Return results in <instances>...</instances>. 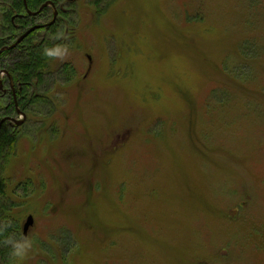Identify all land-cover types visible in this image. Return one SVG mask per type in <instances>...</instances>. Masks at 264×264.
<instances>
[{"label":"rangeland","instance_id":"rangeland-1","mask_svg":"<svg viewBox=\"0 0 264 264\" xmlns=\"http://www.w3.org/2000/svg\"><path fill=\"white\" fill-rule=\"evenodd\" d=\"M70 11L0 160L20 234L33 218L21 264H264V0Z\"/></svg>","mask_w":264,"mask_h":264},{"label":"trees","instance_id":"trees-1","mask_svg":"<svg viewBox=\"0 0 264 264\" xmlns=\"http://www.w3.org/2000/svg\"><path fill=\"white\" fill-rule=\"evenodd\" d=\"M47 1L49 0H25L27 8L30 11L37 10ZM50 1L54 4L57 11V18L54 24L43 30L44 33L40 35V37L37 36V33H39L38 31L31 33L17 48L10 51L14 54L11 68L13 71V78L16 80V83L24 84L19 93L18 102L20 97L21 100H26V104L31 103V100L27 101L28 98L32 97L31 99H38L36 97L37 88L45 82L44 78L47 76L46 71L48 70L46 69L48 68V63L54 58L53 56L47 55L45 50L57 45L64 46L66 41L70 39V29H68L70 24L67 23V18L73 17V12L70 11V7L75 5L77 0ZM11 5L14 14L25 15L23 12L22 0H12ZM46 12L49 11L46 10ZM8 17V14L3 15V28H5L4 30L0 29V31L6 36H9L12 41L27 30L36 20L25 15L23 18H19V21L16 20L15 25H13ZM70 20L72 21V19ZM64 69L66 70L68 67L65 66ZM12 109H7V112H12ZM4 113H6V111L3 112V114ZM0 116H2L1 109ZM9 132H11V129L7 126L0 128V160L6 158V155H9L11 152H14V140L9 136ZM27 182L29 183L30 181L27 180ZM8 193H10L9 184L0 177V228L4 229L3 233L0 234V264L3 260H9L12 251V249L8 247L9 244H5L3 241L7 237H12L16 240L21 237L19 226L16 223L18 221L14 214L18 213L17 208L23 204V202L11 200L10 195L7 199ZM3 217L8 218L10 223H6Z\"/></svg>","mask_w":264,"mask_h":264},{"label":"flooded vegetation","instance_id":"flooded-vegetation-1","mask_svg":"<svg viewBox=\"0 0 264 264\" xmlns=\"http://www.w3.org/2000/svg\"><path fill=\"white\" fill-rule=\"evenodd\" d=\"M26 3V2H25ZM22 4H23V12L25 15L31 17L32 19H36L33 24L28 28H32L36 25L37 22H40L39 27L44 25V30L46 28H48L49 26H51L52 24H54L55 21H53L54 18V14L56 13V17H57V11L55 9L54 4L49 0L47 2H45L44 4H46V7H44L39 13L38 10L41 8V6L35 10V11H30L24 6V0H22ZM42 4V6L44 5ZM49 11V12H46ZM27 11H29L31 14L37 13L36 15H29L27 13ZM52 12L53 17H51V20L49 22H46L45 24L40 21L41 19L43 21H45L47 18H49L50 13ZM25 15H19V14H13L12 16H10V22L15 25L16 20L19 21V18H23ZM56 20V19H55ZM27 29V30H28ZM27 30H25L24 32H26ZM40 30V29H38ZM36 30V31H38ZM22 32L17 38H15L13 41L10 40L9 36H6L4 34V36L0 37V99H6L8 100V104L5 106L6 109H14L15 113L18 115V113L20 112L21 114L24 115L23 120H17L14 117L11 116L12 112H7L4 113L2 116H0V128H2L3 126H7L8 128H10L12 131L16 130L18 127H20L26 120L25 114L24 112H22L19 108V102H18V98H19V93L22 90V87L24 86V84L21 83H16V80L13 78V71H12V65H13V57L14 54L10 51L14 50L15 48L18 47V45H15L14 47H12L11 49H8L9 47L13 46L17 39L24 33ZM35 32V31H34ZM33 33V32H32ZM20 53V52H17ZM50 68V64L48 65ZM49 70L47 71V76H49ZM2 76V79H1ZM11 100V103L9 102ZM31 216V215H29ZM23 226V225H22ZM21 237H25L22 235L21 232ZM20 239V238H19Z\"/></svg>","mask_w":264,"mask_h":264},{"label":"clouds","instance_id":"clouds-1","mask_svg":"<svg viewBox=\"0 0 264 264\" xmlns=\"http://www.w3.org/2000/svg\"><path fill=\"white\" fill-rule=\"evenodd\" d=\"M45 51L49 56L63 58L68 54V47L66 45H57L53 48H48ZM3 231L4 229L0 228V234H2ZM3 242L12 246L11 255L17 264H21V262L28 257L29 251L33 247V241L26 237H22L19 240L13 239L12 237H7Z\"/></svg>","mask_w":264,"mask_h":264},{"label":"water","instance_id":"water-1","mask_svg":"<svg viewBox=\"0 0 264 264\" xmlns=\"http://www.w3.org/2000/svg\"><path fill=\"white\" fill-rule=\"evenodd\" d=\"M24 6L26 8V3H25V0H24ZM44 7H46V4H44L43 6H41V8L38 10L37 13H39ZM27 13L29 15H36L37 13H34V14H31L29 11H27ZM56 19V13L54 14V18H53V21ZM39 29V26H34L30 29H28L26 32H24L16 41V43L9 47L8 49H11L12 47H14L15 45H18L20 44L28 35H30L32 32L36 31ZM22 118H24V116L22 115ZM33 225V219L31 216H28L27 219L25 220V223L23 225V228H22V234L23 236H26L29 228H31Z\"/></svg>","mask_w":264,"mask_h":264}]
</instances>
